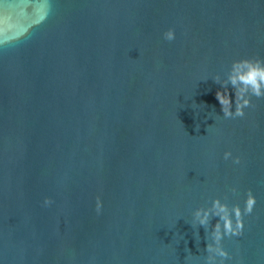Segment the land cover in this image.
Returning a JSON list of instances; mask_svg holds the SVG:
<instances>
[{
  "label": "water",
  "instance_id": "95a60500",
  "mask_svg": "<svg viewBox=\"0 0 264 264\" xmlns=\"http://www.w3.org/2000/svg\"><path fill=\"white\" fill-rule=\"evenodd\" d=\"M243 58L264 0H0V264H205L193 212L248 190L225 264H264V98L226 119L213 80Z\"/></svg>",
  "mask_w": 264,
  "mask_h": 264
},
{
  "label": "clouds",
  "instance_id": "9594fccd",
  "mask_svg": "<svg viewBox=\"0 0 264 264\" xmlns=\"http://www.w3.org/2000/svg\"><path fill=\"white\" fill-rule=\"evenodd\" d=\"M164 38L171 41L175 38L173 29L167 30ZM213 80L222 86V91H217L216 98L222 106L224 118H237L245 115V108L251 107L252 97L264 98V59L243 58L235 60L226 75V79H221L216 75ZM231 86L235 94V110L233 111V101L228 93ZM232 156L230 151L224 153V159ZM235 164L240 163V157L234 158ZM231 192L235 194L237 189L233 187ZM227 197L222 201L219 197L211 202L210 207H199L192 214V225L203 226L206 232L207 245L205 251V264H225L230 259L229 252L223 247L222 241L225 237L240 236L243 234L244 217L250 215L256 205V197L251 190L246 193L244 207L239 203L229 205ZM53 201L45 198L44 204L51 205ZM102 208V201L99 197L96 200V211L99 213ZM213 217H218L215 226L209 232L210 222ZM198 234V232H197ZM219 258V259H218Z\"/></svg>",
  "mask_w": 264,
  "mask_h": 264
}]
</instances>
